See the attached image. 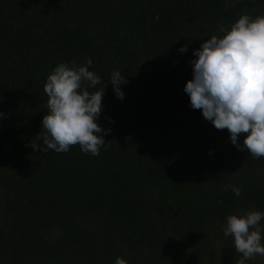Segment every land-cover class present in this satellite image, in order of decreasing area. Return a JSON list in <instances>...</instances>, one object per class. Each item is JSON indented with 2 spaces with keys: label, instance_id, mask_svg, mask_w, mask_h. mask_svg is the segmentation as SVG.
Listing matches in <instances>:
<instances>
[{
  "label": "trees",
  "instance_id": "1",
  "mask_svg": "<svg viewBox=\"0 0 264 264\" xmlns=\"http://www.w3.org/2000/svg\"><path fill=\"white\" fill-rule=\"evenodd\" d=\"M234 1L0 0V264H237L226 216L264 212V157L184 91L194 49L264 14V0ZM86 58L101 78L88 90L105 84L99 155L34 150L49 73Z\"/></svg>",
  "mask_w": 264,
  "mask_h": 264
},
{
  "label": "clouds",
  "instance_id": "2",
  "mask_svg": "<svg viewBox=\"0 0 264 264\" xmlns=\"http://www.w3.org/2000/svg\"><path fill=\"white\" fill-rule=\"evenodd\" d=\"M219 31L223 34L212 35L193 50L192 78L186 81L184 91L193 109L201 110L217 130H228L233 145L242 152L246 149L254 158L264 157V14H241L230 27L222 26ZM179 51L186 52L187 45ZM91 64L90 58L79 66L62 62L49 73L44 84L47 111L40 132L30 143L34 150L63 153L79 145L82 152L99 155L105 139L97 118L105 84L88 90L101 83L89 70ZM109 81L116 96L123 99L120 85L126 81L121 71H113ZM241 134H245L242 145L238 140ZM41 139L46 145L43 149L36 143ZM227 188L241 194L239 187ZM262 219L264 212L256 209L226 216L224 235L233 238L240 254L237 264L264 256ZM115 264L127 262L117 256Z\"/></svg>",
  "mask_w": 264,
  "mask_h": 264
},
{
  "label": "rangeland",
  "instance_id": "3",
  "mask_svg": "<svg viewBox=\"0 0 264 264\" xmlns=\"http://www.w3.org/2000/svg\"><path fill=\"white\" fill-rule=\"evenodd\" d=\"M234 0H226V4H232ZM232 2V3H231ZM235 2V1H234ZM261 226L264 227V224L261 222ZM262 236H264V232H262ZM218 243V242H217ZM264 243V241H262ZM255 263H263L264 264V256L257 255L254 259H251Z\"/></svg>",
  "mask_w": 264,
  "mask_h": 264
}]
</instances>
